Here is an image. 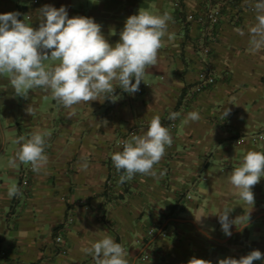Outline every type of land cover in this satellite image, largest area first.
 I'll list each match as a JSON object with an SVG mask.
<instances>
[{"label":"crops","instance_id":"1","mask_svg":"<svg viewBox=\"0 0 264 264\" xmlns=\"http://www.w3.org/2000/svg\"><path fill=\"white\" fill-rule=\"evenodd\" d=\"M216 2L221 18L208 39L197 19L207 0H0V14L17 12L34 29L43 6H63L69 18L94 19L113 46L126 19L139 10L172 17L171 39L164 37L157 65L146 70L138 92L116 88L115 102L100 97L66 109L40 88L27 98L16 96L9 76L0 75V264H95L81 249L103 235L124 247L128 264L143 255L149 256L143 264H188L193 257L218 264L253 250L264 257V177L252 188V209L227 180L248 151L264 152V48L249 50L256 0ZM53 63L59 61H45ZM207 68L214 83L184 99ZM193 111L201 119L185 123ZM171 112L180 116L170 121ZM156 115L169 128L172 146L154 166L155 176L137 174L118 184L122 173L111 154L122 150V140L145 132ZM35 130L51 133L47 166L39 173L29 164L9 167L20 146L14 141ZM23 172L27 187L21 186ZM110 177L115 182L108 193ZM12 183L22 195L10 199ZM225 209H232L230 221L244 216L231 226V236L219 222ZM253 264H264V258Z\"/></svg>","mask_w":264,"mask_h":264},{"label":"clouds","instance_id":"2","mask_svg":"<svg viewBox=\"0 0 264 264\" xmlns=\"http://www.w3.org/2000/svg\"><path fill=\"white\" fill-rule=\"evenodd\" d=\"M254 8L256 23L249 29V50L253 54L264 48V0H256ZM39 14L38 29L18 19L20 14L17 12L0 14V75L9 76L16 96L27 98L30 90L40 88L48 91L51 98L66 109L98 101L100 97L103 101L115 102L118 99L114 95L116 88L129 94L138 92L146 70L158 63L164 37L171 39L168 23L172 17L167 12L154 15L139 10L138 14L128 17L114 46L105 39L101 25L92 18H69L65 7L56 9L50 5L43 6ZM45 61L59 63L46 65ZM31 111L27 109L30 115ZM229 114L228 108L222 118ZM179 116L180 113L171 112L168 119L174 121ZM200 119V114L193 111L187 114L184 122ZM103 123L106 125L107 122ZM50 135L46 130H35L28 138L18 137L14 143L20 146L9 158L8 166L17 168L20 164H29L33 172L39 173L49 162L45 146ZM120 143L122 150L111 154V161L117 173H122L118 180L122 185L137 174L155 176L154 166L165 156L166 148L172 146L173 138L169 128L163 126L160 116L156 115L145 132L132 134L130 139ZM87 168L88 164L84 163L82 169ZM262 177L264 152L248 151L242 162L228 174L227 180L237 190L239 198L252 209V188ZM7 195L11 199L21 196L22 192L16 183H12L7 188ZM231 211L225 209L218 215L226 236H231V226L244 218L230 221ZM81 251L91 255L95 264H128V252L108 235ZM262 258L259 250H253L239 259H220L218 264H253ZM188 264H211V261L193 257Z\"/></svg>","mask_w":264,"mask_h":264},{"label":"built area","instance_id":"3","mask_svg":"<svg viewBox=\"0 0 264 264\" xmlns=\"http://www.w3.org/2000/svg\"><path fill=\"white\" fill-rule=\"evenodd\" d=\"M208 1V6L204 12V14L201 17H198V21L204 23L206 29H207V33H206V37H208V39H212L213 38V32L214 29L216 28V26L219 24V20L221 18V9L219 7V5L217 4L216 0H207ZM188 20L192 21V20H196L194 18V16H189ZM204 51L206 54L209 53L208 48H206L204 46ZM214 83V77L212 76L211 72L209 71V69L207 68L206 71H204L203 73L200 74L199 80L189 88L188 92L184 95V99L189 100L190 98H192L195 94L200 93L201 91H203L208 85ZM174 122H171V125H173ZM120 146L121 143H120ZM29 177L27 175V173L23 172L22 174V178H21V186L22 187H27L28 186V181ZM114 177H110L107 181V185L106 188L108 190V193H110L113 185H114ZM56 245L58 247H61V245L63 244V239L61 236H57L54 239ZM149 258L148 255H143L142 257H140V261L138 264H143L145 261H147Z\"/></svg>","mask_w":264,"mask_h":264}]
</instances>
